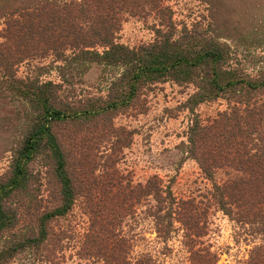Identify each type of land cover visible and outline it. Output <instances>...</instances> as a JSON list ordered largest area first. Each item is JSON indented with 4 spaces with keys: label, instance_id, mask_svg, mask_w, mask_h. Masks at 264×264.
I'll use <instances>...</instances> for the list:
<instances>
[{
    "label": "trees",
    "instance_id": "trees-1",
    "mask_svg": "<svg viewBox=\"0 0 264 264\" xmlns=\"http://www.w3.org/2000/svg\"><path fill=\"white\" fill-rule=\"evenodd\" d=\"M209 1L213 5H225L230 0ZM240 1L243 7L248 5L256 10L254 18L239 42L229 36L231 41L225 43L220 41L219 33L177 30L172 11L163 0H0V18L4 17L2 30L6 37L3 44L7 53H12L7 59L13 63L31 52L40 56L51 53L62 63L61 70H65L63 76L67 81L81 78L83 71L94 64L100 65L103 71L122 69L112 81L107 98H90L83 105L72 104L59 96V84L50 81L41 84L36 80L24 88L23 81L16 80L17 91H21L31 105L34 120L15 157L14 176L10 181L13 188L9 190V183L0 188V264H6L16 253L32 247L37 248L36 253L40 251V255L46 250L48 254L44 257L54 256V248L50 249L48 243L50 221L65 215L75 203L78 178L73 174L74 169L69 168L78 163L68 165V155L52 129L54 124L70 119L96 121L122 106H130L144 89L167 80L197 86V91L188 99L189 104L220 96L230 101L229 109L219 112L210 123L203 125L195 119L190 126V151L213 181L212 196L216 204L240 222L264 230V67L255 74L249 73L236 56L241 48L264 44V0ZM239 8L235 4L232 11ZM151 13L158 20L152 42L130 47L118 41V33L128 16L145 19ZM241 22V26L246 27L248 21L245 25ZM67 91L75 92V88ZM42 151H49V156L56 161L54 171L61 187V204L52 211L42 212L36 226L17 235L18 213L6 203V197L12 190L27 187L28 163ZM83 160L81 167L86 168L91 163L87 153ZM219 170H225L227 177L218 180ZM116 179L118 177L106 180L116 188L111 212L97 209V215H103L101 221H107L98 228H91L87 234L93 242L87 250L101 257L104 264H150L151 259L146 255L136 260L127 257L121 227L112 221L121 222L140 196L145 199L152 196L158 202L159 234L166 237L169 233L171 224L165 223L162 211L169 206L166 199L170 198L176 202L182 220L189 224L191 243H200L197 238L205 233L203 216L207 208L196 210L192 201L175 200L169 189L164 190L158 184L157 178L144 185L126 186V191ZM261 260L264 264V255Z\"/></svg>",
    "mask_w": 264,
    "mask_h": 264
},
{
    "label": "rangeland",
    "instance_id": "rangeland-1",
    "mask_svg": "<svg viewBox=\"0 0 264 264\" xmlns=\"http://www.w3.org/2000/svg\"><path fill=\"white\" fill-rule=\"evenodd\" d=\"M208 1L163 0L172 11L177 30L219 33L221 42H230L229 36L239 42L240 36L249 29L256 10L248 5L243 7L240 0H230L225 5H213ZM235 4L240 8L232 11ZM157 21L154 13L145 19L128 16L118 33V41L130 47L152 42ZM241 21L244 25L248 21L246 27L241 26ZM3 22L4 17H1L0 188L9 183L10 190L15 157L34 120L31 105L21 91H17L19 83L16 80L23 81L24 88L36 80L41 84L49 81L59 84V96L72 104L83 105L90 98H107L112 81L122 69L103 71L100 65L94 64L83 71L81 78H68L67 81L63 76L65 70H61L62 63L51 53L40 56L31 52L13 63L7 59L12 53H7L3 44L6 41ZM250 46V49L241 48L236 56L245 64L242 67L255 74L264 67V44ZM72 88L75 92L69 93L67 89ZM196 91L197 86L192 83L158 82L144 89L130 106H122L96 121L70 119L54 124L52 129L68 155V165L78 163L69 168L74 169V176L81 180L76 179L78 195L65 215L50 221L52 237L48 236V243L50 249L54 248V256L44 257L48 254L46 250L40 255V251L36 253L37 248L32 247L16 253L6 264H104L101 257L87 250L93 243L87 234L91 228H98L107 221H101L103 215H97V209L111 212L116 188L106 180L113 177H118L116 180L124 191L126 186L144 185L157 178L158 184L164 190L169 189L175 200L192 201L196 210L207 208L203 216L205 233L197 238L200 243L192 244V235L187 230L189 224L186 225L180 211L176 210V202L167 198L170 208L167 206L162 211L165 223L171 224L165 237L157 232L158 202L152 196L147 199L140 196L133 202L131 213L128 212L121 222L112 220L121 227L127 243V257L131 260L146 255L151 259L150 264H212L209 257L212 254L213 264L214 255L215 264H263L264 230L240 222L216 204L212 196L213 181L190 151V126L195 119L203 125L210 123L219 112L229 109L230 101L220 96L189 104V97ZM84 153L91 161L86 168L81 167ZM49 155V151L35 154L28 163L27 187L12 190L6 197V203L18 213L17 235L36 226L42 212L52 211L61 204V187L54 171L56 161ZM225 172L218 171V180L227 177Z\"/></svg>",
    "mask_w": 264,
    "mask_h": 264
}]
</instances>
